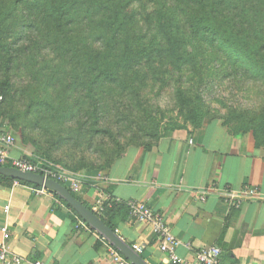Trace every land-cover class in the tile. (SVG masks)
<instances>
[{"label":"trees","instance_id":"obj_1","mask_svg":"<svg viewBox=\"0 0 264 264\" xmlns=\"http://www.w3.org/2000/svg\"><path fill=\"white\" fill-rule=\"evenodd\" d=\"M220 59L231 74L264 82V0H0L1 102L11 90L30 88L41 115L59 120L78 112L83 125L96 126L87 133H111L99 125L107 107L132 127L152 120L136 114L144 89L176 82L182 72L200 74ZM175 91L183 104L193 101L182 86ZM82 101L89 112L78 107ZM152 125L137 132L157 142L164 136ZM115 147L104 169L127 150L120 141ZM117 205L125 209L109 199L98 214L113 230L106 218Z\"/></svg>","mask_w":264,"mask_h":264},{"label":"crops","instance_id":"obj_2","mask_svg":"<svg viewBox=\"0 0 264 264\" xmlns=\"http://www.w3.org/2000/svg\"><path fill=\"white\" fill-rule=\"evenodd\" d=\"M1 137L0 131V149ZM7 151L12 158H38L19 140ZM75 176L80 180L75 194L92 211L114 199L123 205L142 202L161 214L180 240L176 251L182 264H196V252L210 245L220 248L222 264H264V199L235 205L221 195L226 187L264 188V148L243 143L220 125L207 133L180 130L150 149L129 147L102 177ZM17 181L0 175V242L5 226L9 254L20 258L11 264H117L109 242L88 224L89 229L76 228V216L61 198ZM125 209L117 205L107 215L115 233L131 247L143 245L146 264H164L167 255L151 225Z\"/></svg>","mask_w":264,"mask_h":264},{"label":"rangeland","instance_id":"obj_3","mask_svg":"<svg viewBox=\"0 0 264 264\" xmlns=\"http://www.w3.org/2000/svg\"><path fill=\"white\" fill-rule=\"evenodd\" d=\"M230 69L232 67L222 66L221 59L217 64L208 61L200 74L182 72L176 82L154 86L151 91L144 89L143 107H136L139 109L136 114L148 119L152 117L146 123L139 120L132 127L131 120L121 122L116 113L107 107L105 118L99 125L109 127L110 134L87 133V129L96 126L93 123L88 127L83 125L85 116L78 112L73 118L59 120L51 119L49 113L41 115L40 110L30 104L34 95L30 88L28 92L21 90L19 94H13L11 90L2 97L0 131L2 134L8 132L15 140L28 145L36 157L60 169L88 177L104 176L105 160L117 153L116 141L127 148L153 147L155 139L147 134L145 136L144 131L137 132L152 122L157 124L156 133L164 137L173 136L180 130L207 133L220 125L243 143L264 148V82L260 79L246 80L240 74H231ZM197 76L202 77L201 86ZM177 85L184 88V96L193 99L192 102L188 100L183 104L178 100ZM194 97L199 100L195 101ZM77 105L83 113L89 112V102L82 101Z\"/></svg>","mask_w":264,"mask_h":264},{"label":"built area","instance_id":"obj_4","mask_svg":"<svg viewBox=\"0 0 264 264\" xmlns=\"http://www.w3.org/2000/svg\"><path fill=\"white\" fill-rule=\"evenodd\" d=\"M1 102V94H0ZM3 147L0 149V165H10L13 168L25 172L37 173L45 178L53 179L61 184L66 185L69 189L75 192L78 189L80 180L74 173L60 169L44 159L36 158L30 160L27 158H12L8 154L7 148L14 144L15 138L8 132H4L1 137ZM39 192H44V188L38 189ZM222 198L224 201L238 205L244 200H259L264 199V188L257 186H243L242 188L226 187L222 190ZM204 199L203 196L200 197ZM125 206L128 209L129 216L138 222H146L151 225L152 232L158 243V248L161 252L167 255V261L164 264H182V259L177 254V248L180 246V240L176 238L170 229L164 217L152 210L147 204L129 200ZM9 206L4 207V213H7ZM103 206L97 205L93 212L102 213ZM76 228H87L89 226L81 218L76 216ZM3 233V241L0 242V260L5 264L17 263L20 261L18 256H10L7 244L5 242L9 235L5 226L1 229ZM132 249L141 254L143 245L133 244ZM110 255L113 261L117 264H130L121 254L114 248L109 247ZM221 250L215 245L201 247L195 255L196 264H222ZM35 264H42L36 262Z\"/></svg>","mask_w":264,"mask_h":264},{"label":"water","instance_id":"obj_5","mask_svg":"<svg viewBox=\"0 0 264 264\" xmlns=\"http://www.w3.org/2000/svg\"><path fill=\"white\" fill-rule=\"evenodd\" d=\"M0 175L10 177L14 180L31 183L54 192L69 207H71L84 222L107 240L109 244L118 250L127 260H129L131 264H146L139 253L134 251L129 244L124 242V240H122L114 230L109 228L96 213L76 199L61 183L50 178H45L40 174L21 171L13 167L0 166Z\"/></svg>","mask_w":264,"mask_h":264}]
</instances>
